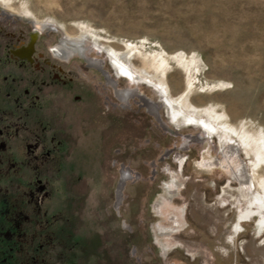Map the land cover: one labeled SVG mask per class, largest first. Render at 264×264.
<instances>
[{
    "label": "rangeland",
    "instance_id": "obj_1",
    "mask_svg": "<svg viewBox=\"0 0 264 264\" xmlns=\"http://www.w3.org/2000/svg\"><path fill=\"white\" fill-rule=\"evenodd\" d=\"M0 10L48 24L55 39L84 37L86 56L103 69L82 70L110 103L105 110L96 94L63 101L66 139L30 264H264L259 217L232 232L237 215L264 200V0H0ZM105 52L137 75L155 109L138 96L123 109L102 75L132 85ZM229 144L251 176L245 186L220 165H200L222 163Z\"/></svg>",
    "mask_w": 264,
    "mask_h": 264
},
{
    "label": "flooded vegetation",
    "instance_id": "obj_2",
    "mask_svg": "<svg viewBox=\"0 0 264 264\" xmlns=\"http://www.w3.org/2000/svg\"><path fill=\"white\" fill-rule=\"evenodd\" d=\"M48 28L55 30L48 24L33 20L23 23L0 10V264H30L31 259L36 258L31 255V249H37L33 247V240L45 231L48 224V219L45 222L44 217L47 215L45 203L53 194L50 173L57 170L54 168L58 166L66 139L63 138V127L57 125L58 120L62 123L71 109V105H63L64 99L72 98L74 102L82 103L85 97L89 98V94L102 95V106L110 110L106 87L92 85L93 80L82 70H102L103 62L86 56L85 42H76L69 36L59 39L49 37L45 32ZM95 48L98 53L102 52ZM105 53L116 74L127 76L132 85L122 89L115 78L111 79L107 73L102 75L104 85L114 89L123 109L132 101L139 103L132 99L134 96H138L144 106L155 109L154 103L139 93L142 82L121 72L113 57ZM80 59L81 64H76L75 61ZM65 87L69 88L68 95L64 94ZM159 101L165 107L167 116L178 124L162 98ZM86 107V115L93 116L94 110L91 112L90 107ZM187 141H193V137H188ZM223 149L222 163L210 160L207 170L220 165L229 174L233 164L223 160ZM236 159L239 163L238 154ZM59 168L60 165V171ZM182 169L183 166L180 173ZM126 176V169H123L116 191V207L120 203ZM158 210L161 212L160 207ZM245 210L236 217L232 229L235 235L240 233V229L235 231V225ZM252 217L258 218L259 215Z\"/></svg>",
    "mask_w": 264,
    "mask_h": 264
},
{
    "label": "bare ground",
    "instance_id": "obj_3",
    "mask_svg": "<svg viewBox=\"0 0 264 264\" xmlns=\"http://www.w3.org/2000/svg\"><path fill=\"white\" fill-rule=\"evenodd\" d=\"M84 39H85L84 37H79V38H77L76 42H84ZM115 62L117 63L118 69L121 72L128 74V76L134 80L136 78H138L137 75L133 74V71L126 64L122 63L121 57L116 58ZM165 100H166L165 104L168 106V108L173 109L178 116L185 118V120H187V121L193 120V118H191L189 115L185 114L184 110L181 107L180 101H178V104L171 103L170 101H168L169 99L166 95H165ZM238 150H239L238 146H235L233 144H231V145L229 144L226 149L225 148L223 149V152H224L223 160H226L228 162V164H231V163L233 164V161L237 160L236 157L238 154ZM241 164H243V163L241 162ZM200 165H202L204 167H209L211 164L209 162H203V164H200ZM214 165H216V164L214 163ZM239 165L240 164L237 163L235 168L233 166H231L229 174L235 180H241L242 185H244V184L249 183V181L251 180V176H250V174H247V172L245 170H244V172L241 170V167L243 165L242 166L240 165L241 167ZM252 203L253 202H251V204ZM262 210H264V200L259 201V206L257 208H255V206H252V205L248 206L246 208L245 212L242 213V215L239 217L238 220L239 221L244 220V219L247 220L248 218L252 217L253 215H259L260 218L257 220V227H258V229H260L262 231L264 229V212H262ZM240 225L239 224L235 225V231L240 229ZM263 233H264V231H263Z\"/></svg>",
    "mask_w": 264,
    "mask_h": 264
}]
</instances>
